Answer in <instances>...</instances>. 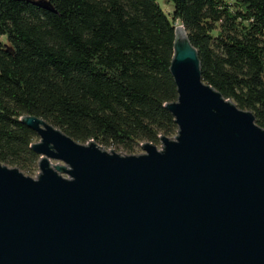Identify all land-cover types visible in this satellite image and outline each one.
Masks as SVG:
<instances>
[{"label": "water", "instance_id": "obj_1", "mask_svg": "<svg viewBox=\"0 0 264 264\" xmlns=\"http://www.w3.org/2000/svg\"><path fill=\"white\" fill-rule=\"evenodd\" d=\"M171 73L162 150L122 156L22 119L41 172L0 164V264H264V128L204 82L184 26Z\"/></svg>", "mask_w": 264, "mask_h": 264}, {"label": "trees", "instance_id": "obj_2", "mask_svg": "<svg viewBox=\"0 0 264 264\" xmlns=\"http://www.w3.org/2000/svg\"><path fill=\"white\" fill-rule=\"evenodd\" d=\"M0 0V164L32 173L40 118L80 144L133 154L178 135L166 108L176 28L204 82L264 128V0Z\"/></svg>", "mask_w": 264, "mask_h": 264}, {"label": "rangeland", "instance_id": "obj_3", "mask_svg": "<svg viewBox=\"0 0 264 264\" xmlns=\"http://www.w3.org/2000/svg\"><path fill=\"white\" fill-rule=\"evenodd\" d=\"M233 1V0H232ZM159 3H160V5L162 6V8H163V10L165 11V13L167 14V15H171L172 13H173V11H174V9H173V7L171 6V5H167L166 3H165V0H159ZM0 43H4V44H6L7 43V40H6V38H4V37H0ZM177 137V136H176ZM176 137H172L171 139L172 140H175L176 139ZM40 141V139H38V140H36V142L35 143H38ZM143 145V144H142ZM142 145H140L139 147H137L136 149H135V152L133 153V154H129V153H127V152H125L124 150H118V149H115V148H110V149H106V148H104V150H106V151H108V152H116V153H118V154H120V155H122V156H130V155H143V154H145V151H144V149H143V147H142ZM158 149L159 150H162V146H159L158 147ZM51 164H52V166L54 167V166H62V167H65V164H63L62 162H59V161H55V160H52L51 161ZM40 168H39V165L34 169V171L32 172V173H24L26 176H28V177H31V178H33V179H38V177H39V175H40ZM63 175V177H65V178H68V176L66 175V174H62Z\"/></svg>", "mask_w": 264, "mask_h": 264}, {"label": "bare ground", "instance_id": "obj_4", "mask_svg": "<svg viewBox=\"0 0 264 264\" xmlns=\"http://www.w3.org/2000/svg\"><path fill=\"white\" fill-rule=\"evenodd\" d=\"M178 27H180V26H178Z\"/></svg>", "mask_w": 264, "mask_h": 264}]
</instances>
